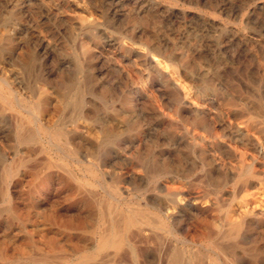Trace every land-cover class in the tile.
Returning a JSON list of instances; mask_svg holds the SVG:
<instances>
[{"label": "rangeland", "instance_id": "374dc122", "mask_svg": "<svg viewBox=\"0 0 264 264\" xmlns=\"http://www.w3.org/2000/svg\"><path fill=\"white\" fill-rule=\"evenodd\" d=\"M0 94V264H264V0H0Z\"/></svg>", "mask_w": 264, "mask_h": 264}, {"label": "bare ground", "instance_id": "6f19581e", "mask_svg": "<svg viewBox=\"0 0 264 264\" xmlns=\"http://www.w3.org/2000/svg\"><path fill=\"white\" fill-rule=\"evenodd\" d=\"M3 17H5V16H3ZM12 56V55H11ZM6 88V87H5ZM8 89V88H7ZM37 93H39V92H37ZM78 95V94H77ZM26 98V97H25ZM34 98V97H33ZM35 98H36V96H35ZM0 100H1V103H2V101L3 102H5V103H8V98L7 97H4V96H1V94H0ZM214 102V101H213ZM5 105V104H4ZM17 105H18V103H17ZM67 106V105H66ZM17 107V106H16ZM37 107V106H36ZM52 107V106H51ZM50 107V108H51ZM235 107V106H234ZM13 108V107H12ZM40 109V108H39ZM38 109V110H39ZM49 109V108H48ZM243 109V108H242ZM20 110V109H19ZM5 111V110H4ZM23 111V110H22ZM48 111V110H47ZM7 112V111H6ZM6 112H4L3 114H5ZM12 113L13 112H11V115H12ZM7 114V113H6ZM48 114V113H47ZM249 115V114H248ZM28 116H30V115H28ZM38 117H40V116H38ZM7 118V117H6ZM32 118V117H31ZM45 118V117H44ZM49 118V117H48ZM228 118V117H227ZM256 118H258V117H256ZM15 119V118H14ZM34 119V118H33ZM8 120H9V118H8ZM17 120V119H16ZM203 120V119H202ZM20 121V120H19ZM36 121V120H35ZM40 121V120H39ZM46 121V120H45ZM258 121V120H257ZM260 121V120H259ZM26 122V121H25ZM44 122V121H43ZM203 122V121H202ZM206 122V121H205ZM204 122V123H205ZM229 122H231V121H229ZM11 123H12V120H11ZM20 123V122H19ZM22 123V122H21ZM14 124V123H13ZM30 124V123H29ZM47 124V123H46ZM207 124V123H206ZM226 124H228V123H226ZM27 125V124H26ZM233 125V124H232ZM49 126V125H48ZM51 126V125H50ZM24 127V126H23ZM256 127V126H255ZM204 129H205V127H204ZM263 129V128H262ZM24 130V129H23ZM237 130V129H236ZM246 130H248V129H246ZM64 131V130H63ZM247 132V131H246ZM2 133H4V132H2ZM37 134V133H36ZM43 134H44V136H45V138L48 140V142H50L49 140L50 139H58V138H60V136L59 135H57V134H54V135H51L50 133H48V131H43ZM233 134V133H232ZM231 134V135H232ZM236 134V133H235ZM247 134H251V133H248L247 132ZM4 135V134H3ZM15 135V134H14ZM27 135V134H26ZM66 135V134H65ZM109 135V134H108ZM234 135V134H233ZM241 135V134H240ZM240 135H239V137H240ZM18 136V135H17ZM67 136V135H66ZM250 136V135H249ZM248 136V137H249ZM2 137V136H1ZM228 137H230V136H228ZM238 137V138H239ZM234 138V137H233ZM232 138V139H233ZM34 139V137L32 136V135H30V136H23V135H20V137H19V141L22 143V144H25L26 142H28L29 140H33ZM106 139V138H105ZM103 140V139H102ZM239 140V139H238ZM247 141V140H246ZM264 141V140H263ZM42 142V141H41ZM255 142V141H254ZM19 143V142H18ZM241 143V142H240ZM254 144V143H253ZM26 147H27V145H26ZM20 148V147H19ZM31 148V147H30ZM56 148V147H55ZM14 149V148H13ZM27 149V148H26ZM58 149V148H57ZM260 149V148H259ZM29 150V149H28ZM27 150V151H28ZM30 151V150H29ZM35 152H36V150H35ZM61 152H62V150H61ZM60 152V153H61ZM236 152V151H235ZM242 152V151H241ZM33 153V152H32ZM237 154H238V152H237ZM62 155H63V153H62ZM6 156V155H5ZM20 156V155H19ZM24 156V155H23ZM8 157H9V155H8ZM49 157V156H48ZM66 158V157H65ZM18 159V158H17ZM16 159V160H17ZM26 160V159H25ZM74 160V159H73ZM9 161V160H8ZM12 161V160H11ZM29 161V160H28ZM23 162V161H22ZM51 162V161H50ZM49 162V163H50ZM74 162V161H73ZM231 163V162H230ZM38 164H40L39 162H38ZM76 164H79V163H76ZM47 165V164H46ZM45 165V166H46ZM234 165V164H233ZM242 166V165H241ZM38 167H40V166H38ZM54 167V166H53ZM18 168V167H17ZM27 168V167H26ZM26 168H24V169H26ZM29 168V167H28ZM31 168V167H30ZM29 168V169H30ZM45 168V167H44ZM257 168V167H256ZM32 169V168H31ZM46 170H47V168H46ZM30 171V170H29ZM227 171V170H226ZM237 171H239V173H238V181L240 182V183H242V185L244 184V185H246L247 184V179L249 178V177H251L252 175H253V170H252V167L251 166H242L239 170H237ZM13 172V170L12 169H10V170H8L7 171V174H11ZM27 172V171H26ZM32 173H33V171H31ZM37 172V171H36ZM22 173V172H21ZM29 173V172H28ZM44 173V172H43ZM48 173V172H47ZM46 174V173H45ZM258 174V173H257ZM33 175H35V174H33ZM50 175V174H49ZM230 175V174H229ZM123 176H125V175H123ZM153 177V176H152ZM151 177V178H152ZM30 178V177H29ZM48 178V177H47ZM72 178V177H71ZM110 178V177H109ZM127 177H125V179H126ZM156 178V177H155ZM171 178V177H170ZM34 179V178H33ZM108 179V178H107ZM197 179V178H196ZM231 179V178H230ZM17 180V179H16ZM46 180V179H45ZM20 181V180H19ZM57 181V180H56ZM163 181V180H162ZM7 182V181H6ZM21 182V181H20ZM77 182V181H76ZM110 182V181H109ZM142 182V181H141ZM140 182V183H141ZM234 182H236V181H234ZM24 183V182H23ZM27 183V182H26ZM78 183V182H77ZM112 183H114V182H112ZM168 183V182H167ZM203 183V182H202ZM5 184H7V183H5ZM13 184V183H12ZM16 184V183H15ZM14 184V185H15ZM22 184V183H21ZM47 184H49V183H47ZM66 184V183H65ZM13 186V185H12ZM99 187V186H98ZM166 187V186H165ZM242 187V186H241ZM252 187V186H251ZM85 188V187H84ZM124 187H122V190H125V189H123ZM155 188V187H154ZM175 188H177V187H175ZM11 189H12V187H11ZM14 189V188H13ZM100 189H101V187H100ZM159 189V188H158ZM177 189H179V188H177ZM239 189V188H238ZM237 189V190H238ZM244 189H245V187H244ZM89 190H91V189H89ZM164 191V189H161V191ZM180 190V189H179ZM127 191V190H126ZM142 191V190H141ZM171 191V190H170ZM181 191V190H180ZM186 191V190H185ZM103 192V191H102ZM128 192V191H127ZM168 192V191H167ZM174 192H176V191H174ZM222 192V191H221ZM2 193H4V192H2ZM83 193H85V192H83ZM89 193V192H88ZM137 193V192H136ZM165 193V192H164ZM169 193L170 192H168L167 194L169 195ZM179 193V192H178ZM195 193V192H194ZM193 193V194H194ZM202 193V192H201ZM209 193V192H208ZM92 194V193H91ZM171 194V193H170ZM192 194V195H193ZM205 194V193H204ZM204 194H203V196H204ZM79 195V194H78ZM165 195V194H164ZM172 195V194H171ZM178 195V194H177ZM206 195H208V194H206ZM8 196V195H7ZM6 196V197H7ZM93 196H97V195H93ZM125 196V195H124ZM202 196V195H201ZM208 196H210V195H208ZM29 198V197H28ZM28 198H27V200H28ZM94 198V197H93ZM98 198V197H97ZM101 198V197H100ZM162 198H164V197H162ZM205 198H207V196L205 197ZM211 198V197H210ZM6 199V198H5ZM105 199V198H104ZM144 199V198H143ZM164 199H166V198H164ZM164 199H162V200H164ZM170 199V198H169ZM190 199V198H189ZM192 199V198H191ZM95 200V199H94ZM192 200H194V199H192ZM86 201V200H85ZM99 201V200H98ZM158 201V200H157ZM166 201V200H165ZM164 201V202H165ZM169 201V200H168ZM182 201H183V199H182ZM156 202V201H155ZM163 202V201H162ZM170 202V201H169ZM83 203V202H82ZM97 203V202H96ZM157 203V202H156ZM171 203V202H170ZM175 203V202H174ZM153 204V203H152ZM159 204V203H158ZM161 204V203H160ZM88 205V204H87ZM98 205V204H97ZM188 205V204H187ZM211 205V204H210ZM95 206H96V204H95ZM146 207V206H145ZM164 207V206H163ZM167 207V206H166ZM191 207H192V205H191ZM91 208V207H90ZM97 208V207H96ZM181 209V208H180ZM12 210V209H11ZM153 210V209H152ZM169 210V209H168ZM167 210V211H168ZM177 210V209H176ZM185 210V209H184ZM196 210V209H195ZM91 211V210H90ZM175 211V210H174ZM180 211V210H179ZM10 212V211H9ZM97 212V211H96ZM192 212V211H191ZM11 213V212H10ZM106 213V212H105ZM111 213V212H110ZM159 213H161V210H159ZM179 213V212H178ZM190 213V212H189ZM55 214V213H54ZM93 214V213H92ZM91 214V215H92ZM102 215V214H101ZM110 215V214H109ZM121 216V215H120ZM105 218H106V216H104ZM171 217V216H170ZM186 217V216H185ZM29 217L27 216V219H28ZM92 218V217H91ZM90 218V219H91ZM113 218V217H112ZM110 219V218H109ZM167 219V218H166ZM171 219V218H170ZM197 219V218H196ZM199 219V218H198ZM104 220V219H103ZM173 220V219H172ZM88 221V220H87ZM175 221V220H174ZM199 221V220H198ZM66 222V221H65ZM91 222V221H90ZM89 222V223H90ZM108 222V221H107ZM121 222V221H120ZM170 222H172V221H170ZM86 223V222H85ZM119 222H117L116 220H113L112 222H111V224L106 228V229H104L103 231H102V229H101V234H100V238H99V240H98V242L96 243V245L94 246V252L95 253H99V252H101V251H104V250H107V249H114V250H119V249H122L121 247H122V242L120 241V235H121V232H124V233H130L133 229H135L136 231H137V233H140L143 229H142V227H140L139 226V221H138V218L136 217V215L134 214V213H129V215L123 220V222H122V226H119V224H118ZM179 223V222H178ZM181 224V223H180ZM196 224V223H195ZM194 224V225H195ZM66 225V224H65ZM99 225V224H98ZM97 225V226H98ZM84 226V225H83ZM85 227V226H84ZM99 227V226H98ZM199 228H200V226H198ZM103 228V227H102ZM183 228H184V226H183ZM195 228V227H194ZM226 228V227H225ZM227 228H229V227H227ZM239 228H240V224H233V225H231L230 226V228L228 229V231H227V233H226V237L227 236H232V235H237V232H238V230H239ZM223 229V228H222ZM49 230V229H48ZM88 230V229H87ZM201 230V229H200ZM200 230H197V231H200ZM242 230V229H241ZM240 230V231H241ZM93 231H95V230H93ZM185 231V230H184ZM41 232V231H40ZM45 232H46V230H45ZM145 232V231H144ZM195 232H196V230H195ZM48 233V232H47ZM94 233V232H93ZM171 233V232H170ZM225 233V232H224ZM79 234V233H78ZM90 234H91V232H90ZM132 234H134V233H132ZM221 234V233H220ZM39 235V234H38ZM46 235V234H45ZM77 235V234H76ZM92 235V234H91ZM127 235V234H126ZM147 235V234H146ZM169 235V234H168ZM74 236V235H73ZM80 236V235H79ZM139 236V235H138ZM170 236V235H169ZM193 236V235H192ZM46 237H47V235H46ZM91 237V236H90ZM133 237V236H132ZM135 237H137V236H135ZM134 237V238H135ZM219 237H221L220 235H219ZM225 237V236H224ZM224 237H222L223 239H224ZM62 238H64V237H62ZM73 238V237H72ZM71 238V239H72ZM131 238V237H130ZM150 239H151V237H149ZM148 238V239H149ZM160 238V237H159ZM163 238V237H162ZM188 238V237H187ZM191 238V237H190ZM189 238V239H190ZM198 238V237H197ZM235 238H236V236H235ZM31 239V238H30ZM47 239V238H46ZM60 239V238H59ZM58 239V240H59ZM70 239V238H69ZM68 239V240H69ZM132 239V238H131ZM130 239V240H131ZM137 238H135L134 239V241L136 240ZM143 239V238H142ZM141 239V240H142ZM149 239V240H150ZM175 239V238H174ZM191 239H193V238H191ZM220 239V238H219ZM226 239V238H225ZM44 240V239H43ZM57 240V241H58ZM60 240H62V239H60ZM67 240V241H68ZM133 240V239H132ZM153 240V239H152ZM197 240V239H196ZM215 240V239H214ZM213 240V241H214ZM217 240V239H216ZM227 240H231V239H227ZM226 240V241H227ZM233 240V239H232ZM45 241V240H44ZM77 241V240H76ZM139 241V240H138ZM151 241V240H150ZM155 241V240H154ZM197 241H199V240H197ZM213 241H211V243L213 242ZM220 241V240H219ZM218 241V242H219ZM28 242V241H27ZM30 242H32L33 243V241L32 240H30ZM50 242V241H49ZM66 241H64V243H65ZM143 242V241H142ZM153 242V241H152ZM32 243H31V245H32ZM39 243V242H38ZM41 243V242H40ZM39 243V244H40ZM45 243V242H44ZM51 243L53 244V242H52V240H51ZM95 243V242H94ZM134 243V242H133ZM137 243V241L135 242V244ZM139 243V242H138ZM146 243H147V241H146ZM149 243V242H148ZM147 243V244H148ZM154 243V242H153ZM166 243V242H165ZM178 243V242H177ZM188 243V242H187ZM214 244H216L215 242H213ZM221 243V242H220ZM219 243V244H220ZM225 243V242H224ZM48 244V243H47ZM52 244H51V246H52ZM60 244H62V243H60ZM81 244V243H80ZM146 244V245H147ZM179 244V243H178ZM189 244V243H188ZM209 244V243H208ZM207 244V245H208ZM46 245V244H45ZM50 245V244H49ZM56 245V244H55ZM66 245V244H65ZM69 245V244H68ZM73 245H74V243H73ZM82 245H83V243H82ZM149 245V244H148ZM147 245V246H148ZM152 245V244H151ZM154 245V244H153ZM190 245V244H189ZM211 245V244H210ZM228 245H230V243L228 244ZM1 246H3L2 245V243H1ZM36 246H37V244H36ZM40 246V245H39ZM48 246V245H47ZM56 246H58V245H56ZM126 246V245H125ZM125 246H124V249H125ZM221 246V245H220ZM231 246V245H230ZM234 246H236V245H234ZM43 247V246H42ZM41 247V248H42ZM75 247H76V245H75ZM151 248H152V246H150ZM150 247H148V248H150ZM155 247V246H154ZM152 248V249H156V248ZM157 247V246H156ZM169 247V246H168ZM168 247H166V248H168ZM217 247V246H216ZM228 247V246H227ZM2 248V247H1ZM8 248V247H7ZM40 248V249H41ZM58 248V247H57ZM67 248V247H66ZM159 248H160V246H159ZM162 248V247H161ZM164 248V247H163ZM162 248V249H163ZM210 248H212V247H210ZM214 248V247H213ZM44 249V248H43ZM63 249V248H62ZM67 249H69V248H67ZM123 249V250H124ZM142 249H145V247L144 248H142ZM165 249V248H164ZM218 249V248H217ZM229 249H231V248H229ZM38 250V249H37ZM50 250V249H49ZM59 250V249H58ZM65 250V249H64ZM85 250H87V248H85V246L82 248V249H76V248H74V252L75 253H78V252H80V251H82V252H84ZM130 250V249H129ZM139 250H140V248H139ZM147 250V249H146ZM149 250V249H148ZM161 250V249H160ZM166 250V249H165ZM169 250V249H168ZM219 252L221 253V254H223V256L226 258V260H228L227 258H229L230 257V255L227 253V251H228V249L226 250V249H223V248H219ZM7 251V250H6ZM27 251V250H26ZM54 251V250H53ZM61 251V250H60ZM63 251V250H62ZM70 251V250H69ZM137 251H138V249H137ZM152 251V250H151ZM156 253H157V251L156 250H154ZM215 251V250H214ZM213 251V252H214ZM20 252V251H19ZM18 252V253H19ZM39 252V251H38ZM41 252H42V250H41ZM46 251H44V253H45ZM48 252V251H47ZM50 252V251H49ZM57 252V251H56ZM65 252H68L67 250L65 251ZM110 252V251H109ZM129 252V251H128ZM159 252V251H158ZM201 252V251H200ZM4 253H5V251H4ZM4 253H3V255H4ZM40 253V252H39ZM43 253V252H42ZM51 253V252H50ZM71 252H69V254H70ZM113 253V252H112ZM117 253V252H116ZM147 253V252H146ZM152 253V252H151ZM162 253H164V252H162ZM216 253V252H215ZM16 254V253H15ZM72 254H74V253H72ZM108 254V253H107ZM118 254V253H117ZM122 254H123V252H122ZM121 254V255H122ZM145 254V253H144ZM154 254V253H153ZM168 254V253H167ZM22 255H23V253H22ZM25 255V254H24ZM121 255H119V256H121ZM124 255H125V253H124ZM123 255V256H124ZM155 255V254H154ZM162 255H164V254H162ZM8 256V255H7ZM14 256V255H13ZM16 256V255H15ZM38 256V255H37ZM139 256V255H138ZM18 257V256H17ZM78 257V256H77ZM101 257V256H100ZM99 257V258H100ZM105 256H103V258H104ZM122 257V256H121ZM125 257V256H124ZM124 257H122V259L124 258ZM129 256L127 255V257L125 258V259H127ZM140 257V256H139ZM186 257V256H185ZM10 258H12V257H10ZM50 258H52V257H50ZM53 258H55V257H53ZM70 258V257H69ZM7 259V258H6ZM96 259V258H95ZM117 259V258H116ZM121 259V258H120ZM143 259V258H142ZM182 258H181V254L180 253H178V252H174V253H171L170 255H169V257H168V259H167V261H166V264H181V262H182V260H181ZM62 260V259H61ZM94 260V255H92V254H89V253H86V254H84V255H82L77 261H78V263L79 264H81V263H84V262H88V261H93ZM113 260V259H112ZM124 260V259H123ZM163 260V259H162ZM5 261V260H4ZM39 261V260H38ZM69 261V260H68ZM119 261V260H118ZM237 261V260H236ZM43 264H52V262H50V263H48V260L47 259H42V261H41ZM64 262H66V261H64ZM81 262V263H80ZM116 262V261H115ZM140 262V261H139ZM154 262V261H153ZM226 262V261H225ZM91 263V262H90ZM118 263V262H117ZM120 263V262H119ZM126 263H128V262H126ZM196 263V262H195ZM235 263V262H234ZM142 264V263H141ZM160 264V263H159ZM225 264H229L228 262L227 263H225Z\"/></svg>", "mask_w": 264, "mask_h": 264}]
</instances>
